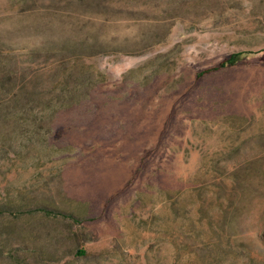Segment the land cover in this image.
<instances>
[{"label":"rangeland","instance_id":"374dc122","mask_svg":"<svg viewBox=\"0 0 264 264\" xmlns=\"http://www.w3.org/2000/svg\"><path fill=\"white\" fill-rule=\"evenodd\" d=\"M0 264H264V0H0Z\"/></svg>","mask_w":264,"mask_h":264},{"label":"trees","instance_id":"16d2710c","mask_svg":"<svg viewBox=\"0 0 264 264\" xmlns=\"http://www.w3.org/2000/svg\"><path fill=\"white\" fill-rule=\"evenodd\" d=\"M46 214L49 215V216H54V214L52 212L46 211Z\"/></svg>","mask_w":264,"mask_h":264}]
</instances>
